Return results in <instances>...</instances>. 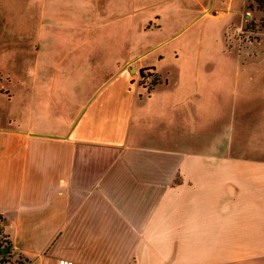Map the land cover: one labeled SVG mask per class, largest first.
Returning <instances> with one entry per match:
<instances>
[{
    "label": "crops",
    "instance_id": "crops-1",
    "mask_svg": "<svg viewBox=\"0 0 264 264\" xmlns=\"http://www.w3.org/2000/svg\"><path fill=\"white\" fill-rule=\"evenodd\" d=\"M192 1L43 4L70 13L72 33L89 35L96 31L95 13L123 18L127 5L144 18L143 35L193 11L218 17L203 12L230 6ZM229 22L218 26L217 47L155 54L147 47L126 58L123 66L134 73L92 105L93 92L69 110L52 96L41 106L54 111L34 113L32 96L17 105V94L1 88L7 108L0 110V215L11 258L30 264L61 258L72 264H264V60L250 61L244 48L226 46ZM12 31L6 27L3 35ZM125 50L108 47L123 57ZM146 68L157 77L150 87L139 80Z\"/></svg>",
    "mask_w": 264,
    "mask_h": 264
},
{
    "label": "rangeland",
    "instance_id": "rangeland-1",
    "mask_svg": "<svg viewBox=\"0 0 264 264\" xmlns=\"http://www.w3.org/2000/svg\"><path fill=\"white\" fill-rule=\"evenodd\" d=\"M43 1L0 0L1 111L7 108L1 88L17 94V105H21L23 96H32L35 100L34 113L44 108L54 111L53 105L41 106L42 100L47 103L52 96H59L60 102H63L62 108L69 110L71 105H82L89 93L93 92L92 105L111 93L119 80L134 73L133 66H123L126 58H134L138 51L147 47H154L151 54L170 47L179 49L198 44L217 47L218 26L228 20L226 46L244 48L243 54L250 61L264 60V12L254 0H222L224 3L230 2V6L218 17L198 16L201 11H193V16L173 21L166 29L151 35H143L140 24L144 18L132 13L128 5L123 18L110 11L95 13L91 24L92 29L97 27L92 35L74 34L66 27L72 24L71 14H61L49 3L44 7ZM211 12L210 9L203 13L209 15ZM163 13L167 19L172 14L171 10ZM6 27L13 29L10 37L3 35ZM7 41L8 44L3 46ZM9 42H12V46ZM118 45L125 46V57L108 52V47L116 48ZM231 56L223 60H233ZM42 61L50 64L42 65ZM55 61L61 62L60 65H55ZM209 65L207 68H210ZM143 72L145 75L140 74L139 80L150 87L155 75H148V69H143ZM3 234L0 232L2 240L5 238ZM1 256L4 259L0 264H19L23 258H11V251H3Z\"/></svg>",
    "mask_w": 264,
    "mask_h": 264
},
{
    "label": "trees",
    "instance_id": "trees-1",
    "mask_svg": "<svg viewBox=\"0 0 264 264\" xmlns=\"http://www.w3.org/2000/svg\"><path fill=\"white\" fill-rule=\"evenodd\" d=\"M254 1L257 3V7L264 12V0H254ZM146 69L150 70V68H146ZM140 74L142 76L145 75L143 70H141ZM146 75H147V73H146ZM148 75H155L152 81L153 82L156 81V79H157L156 74L152 73L151 70H150V72H148ZM153 82H151V85H152ZM2 223H3V217H2V215H0V232H3V229H2L3 228L2 227L3 224ZM3 235H4L5 238L3 240L0 239V254L3 251L10 252V248H11V241L8 238L7 234H3ZM3 242L5 243L4 245H3ZM2 259H4V256L0 257V261H2Z\"/></svg>",
    "mask_w": 264,
    "mask_h": 264
},
{
    "label": "built area",
    "instance_id": "built-area-1",
    "mask_svg": "<svg viewBox=\"0 0 264 264\" xmlns=\"http://www.w3.org/2000/svg\"><path fill=\"white\" fill-rule=\"evenodd\" d=\"M211 9V13L212 14H215V15H218L224 11H226L228 9V6L225 5V4H219V5H216V6H209L205 9V11H209ZM21 261L22 262H19V264H30V262L28 260H26L25 258H21ZM72 260H68V259H65V258H61L59 259L58 261V264H72Z\"/></svg>",
    "mask_w": 264,
    "mask_h": 264
}]
</instances>
